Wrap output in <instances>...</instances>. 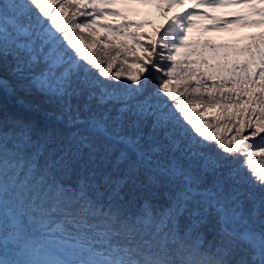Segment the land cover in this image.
Wrapping results in <instances>:
<instances>
[{"label":"snow or ice","instance_id":"snow-or-ice-1","mask_svg":"<svg viewBox=\"0 0 264 264\" xmlns=\"http://www.w3.org/2000/svg\"><path fill=\"white\" fill-rule=\"evenodd\" d=\"M109 2L73 0L53 15L45 0H0V71L16 80L12 86L0 77V264H264V169L251 159L264 157V100L247 101L258 103L259 116L244 128L233 126L230 138L201 130L189 114L191 102L169 91L181 48L190 49L186 56H201L188 63L205 62L195 45L185 43L187 12L140 45L142 63L128 76L131 83L120 73L116 83L101 81L112 64L104 68L85 55L69 33L91 29ZM61 8L75 9L63 23L57 19ZM253 11L264 15V9ZM78 16L92 19L77 22ZM261 47L264 39L236 51L248 53L247 65L255 48L264 65ZM259 75L264 81V69ZM237 82L251 83L247 74ZM259 87L264 94V83ZM86 92L100 104L119 105V114L93 112L82 120L72 100ZM149 119L151 131L145 132ZM61 123L76 130L65 132ZM246 129L252 131L245 135ZM242 176L259 194L242 186ZM68 177H75V186ZM161 188L168 190V206L154 212L151 198ZM138 197L143 206L133 212L129 206ZM206 233L212 236L207 246Z\"/></svg>","mask_w":264,"mask_h":264},{"label":"trees","instance_id":"trees-1","mask_svg":"<svg viewBox=\"0 0 264 264\" xmlns=\"http://www.w3.org/2000/svg\"><path fill=\"white\" fill-rule=\"evenodd\" d=\"M46 3L52 4L51 14L55 15L57 8H60L61 3H72L73 0H45ZM78 2L86 3L87 0H78ZM263 3H257V9H264ZM115 3V0H114ZM115 4H118L117 2ZM106 11L103 16L96 17V24L91 29L83 28L76 29L75 33H69L77 37L76 43L84 51L85 55L92 56L101 62L104 68H108V64H112V68L108 69L109 77H100L101 81H107L111 79L113 83L115 80L116 73H120V79L122 81H128L129 75H135L140 71V63L138 58L144 53L140 45H146L149 43L148 40L143 39L140 35L141 32L138 30L140 27L139 18H135L138 14L126 13L121 9L116 12L119 13V17L113 18L109 15L112 4L104 5ZM62 16H58L57 19L60 23H63L67 19V12L75 11V9L65 10L60 9ZM85 11H91V9H85ZM115 12V11H113ZM134 17V18H133ZM133 18V19H131ZM77 22L90 20L92 17L78 16ZM252 21H260V23H252L253 28L251 32L242 34L241 38L233 39L232 41L227 39L217 38H206L204 31H197L191 29L190 33L186 34V44H192L196 46L197 52H202L204 63H188L190 61H198L201 59L200 55H185L190 49L181 48L176 53L177 61V74L176 77L169 81V91L175 92L180 100L190 101L189 103V114L194 118L201 127V130L207 133H216L218 135L223 134L229 138L234 135L233 126L237 128H244L245 122L254 124L256 118L259 116L258 103L254 102L249 104L247 101L251 98L253 101L259 99L264 100V94H261L259 85L264 83L261 80L259 73L264 69V65L260 64L259 58L257 57L256 49L251 48L250 51L253 53L251 59L252 63L244 65V61L249 59L248 53H239L236 50L245 48L249 45L259 44L261 39H264V15L258 13L254 14ZM131 21V24L129 23ZM71 23V22H70ZM139 24V27L136 26ZM102 25H110L109 27H103ZM119 25H126L125 27H118ZM162 28L157 32L160 33ZM196 31V33H195ZM255 38V39H253ZM93 40L96 43H93ZM208 45L209 47H202ZM221 48V49H219ZM74 51V50H73ZM261 51H264V47H261ZM215 60L216 65L220 66L217 71H213L210 65V61ZM191 69L193 75H188L187 70ZM97 71V69H93ZM245 74L248 76V80L251 83L237 82L243 81ZM6 81L12 86H15L16 80L7 72L0 71ZM200 80L201 83L197 84L196 81ZM223 81V83H222ZM154 82L149 81L148 90ZM215 85V87H213ZM186 87V91H185ZM199 87L200 92L196 93L193 89ZM243 90V91H242ZM184 91V95L180 96L179 93ZM209 91L212 92L213 96L208 95ZM223 93V95H221ZM148 92H144L138 95V99H143ZM237 94H239V101H237ZM214 98V102L209 106V100ZM8 106L13 105V98L8 97ZM73 105L79 104L81 107V119L83 120L86 116L91 115L93 112L98 117L108 115L109 117H116L118 113L119 105H103L97 102L96 98H89V93H85L82 96L73 98ZM88 110H85V109ZM238 122V123H237ZM151 120L145 124L144 131H151ZM59 128L65 132L75 131V128H69L65 123L58 125ZM225 128L230 129L224 131ZM252 129H246L245 135H247ZM159 138L167 144L166 140H163V133H159ZM257 139V138H252ZM236 141H233L235 146ZM207 151V149H204ZM165 156L172 155L171 152L166 151ZM177 157L180 156V152H176ZM252 163L260 169H264V157L255 156L252 157ZM231 167L236 168L239 165L238 161H229ZM25 171L27 169L25 168ZM247 169L245 170L244 176H246ZM21 179H23V173H21ZM242 179V186L251 190L256 194H259V188H251L250 185ZM67 182L71 186H75V177H68ZM168 190L161 188L157 190L156 195L151 198L152 208L154 212L163 210L168 206L169 197L166 195ZM144 198L138 197L129 206L133 212L139 211L143 206ZM212 240L211 234L205 235V246L207 242Z\"/></svg>","mask_w":264,"mask_h":264},{"label":"rangeland","instance_id":"rangeland-1","mask_svg":"<svg viewBox=\"0 0 264 264\" xmlns=\"http://www.w3.org/2000/svg\"><path fill=\"white\" fill-rule=\"evenodd\" d=\"M261 1L264 0H243L240 3L229 2L226 6H211L202 4L199 0H179V2H174V0H115L118 4L110 0L108 4H112L109 12H118L121 9L126 13L138 14L135 16L139 18L141 24L138 30L142 38L148 41L155 39L159 35L157 31L162 28V32L174 16L183 15L186 12L191 13L188 17L191 20V27L186 26V34L190 33L191 29L201 30L208 39L214 37L217 40L222 38L232 41L241 38L242 34L253 31L254 24L251 23L253 20L251 17L256 14L253 8H256L257 3H263ZM205 13L207 15H204ZM119 15H111V17L118 18ZM238 17L242 19H237ZM221 21L224 22L221 23ZM129 23L131 24V21ZM210 65L214 72L220 68L215 60H211Z\"/></svg>","mask_w":264,"mask_h":264}]
</instances>
